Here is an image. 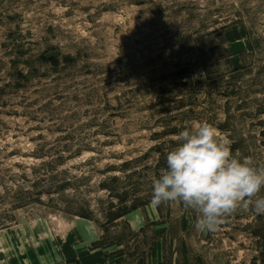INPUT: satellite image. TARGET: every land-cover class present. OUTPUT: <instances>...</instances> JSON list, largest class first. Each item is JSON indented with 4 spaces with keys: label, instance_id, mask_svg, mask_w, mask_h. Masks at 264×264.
Here are the masks:
<instances>
[{
    "label": "rangeland",
    "instance_id": "1",
    "mask_svg": "<svg viewBox=\"0 0 264 264\" xmlns=\"http://www.w3.org/2000/svg\"><path fill=\"white\" fill-rule=\"evenodd\" d=\"M203 121L264 167V0H0V264H264V214L151 202Z\"/></svg>",
    "mask_w": 264,
    "mask_h": 264
},
{
    "label": "clouds",
    "instance_id": "2",
    "mask_svg": "<svg viewBox=\"0 0 264 264\" xmlns=\"http://www.w3.org/2000/svg\"><path fill=\"white\" fill-rule=\"evenodd\" d=\"M166 166L151 182V202H179L195 213L197 231L215 232L241 206L264 214V167L231 152L206 121L180 131Z\"/></svg>",
    "mask_w": 264,
    "mask_h": 264
},
{
    "label": "crops",
    "instance_id": "3",
    "mask_svg": "<svg viewBox=\"0 0 264 264\" xmlns=\"http://www.w3.org/2000/svg\"><path fill=\"white\" fill-rule=\"evenodd\" d=\"M128 226L131 228L133 231L140 230L142 228L141 224H139V221L137 219V216H129L127 219ZM105 248H110L106 247ZM162 253L161 250H153L151 251L150 257H149V264H161L163 258H162Z\"/></svg>",
    "mask_w": 264,
    "mask_h": 264
},
{
    "label": "trees",
    "instance_id": "4",
    "mask_svg": "<svg viewBox=\"0 0 264 264\" xmlns=\"http://www.w3.org/2000/svg\"><path fill=\"white\" fill-rule=\"evenodd\" d=\"M119 217H121V216H119Z\"/></svg>",
    "mask_w": 264,
    "mask_h": 264
}]
</instances>
